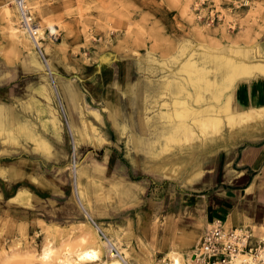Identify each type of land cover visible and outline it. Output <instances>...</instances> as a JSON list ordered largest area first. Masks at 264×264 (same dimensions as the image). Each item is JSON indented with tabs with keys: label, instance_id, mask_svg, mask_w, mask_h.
<instances>
[{
	"label": "rangeland",
	"instance_id": "rangeland-1",
	"mask_svg": "<svg viewBox=\"0 0 264 264\" xmlns=\"http://www.w3.org/2000/svg\"><path fill=\"white\" fill-rule=\"evenodd\" d=\"M196 1L27 0L36 28L42 30L36 42L20 28L12 0H0V264H88L77 261L74 252L95 248L97 238L111 239L130 264H150L152 259L160 264L194 231L196 244L180 251L193 255L199 249L213 222L190 189L207 181L222 155L264 142V119L251 126H223L219 135L206 140L185 143L175 136L156 143L157 130L179 119L172 101L165 110L170 117L161 118L153 100L163 75L179 81L192 74L182 68L188 59L200 65L221 54L264 64V0H207L194 14ZM181 45L186 46L182 56ZM247 51L248 59L241 55ZM32 53L51 68L35 65ZM106 54L138 67L130 113L123 101L106 99ZM255 74L259 76L237 78L223 91L225 97L244 83L264 79ZM67 83L78 94L76 106L62 88ZM47 84L53 92L50 101H42L37 91ZM188 90L194 93L191 85ZM113 93L126 96L115 88ZM180 98L194 107L204 104ZM114 104L121 105L123 118L112 110ZM83 125L86 140L79 135ZM136 137L155 147L150 152L135 145ZM42 139L51 146L43 152L38 146ZM262 169L253 199L256 213L237 226L257 239L264 238L258 232L264 231ZM92 229L99 230L97 237ZM46 248L52 252L45 261L41 254ZM105 250V261L116 259Z\"/></svg>",
	"mask_w": 264,
	"mask_h": 264
},
{
	"label": "bare ground",
	"instance_id": "bare-ground-1",
	"mask_svg": "<svg viewBox=\"0 0 264 264\" xmlns=\"http://www.w3.org/2000/svg\"><path fill=\"white\" fill-rule=\"evenodd\" d=\"M8 16H10V15H8ZM13 31H14V36H15L16 40H20L22 38V36L18 33V30L16 28H12V32ZM40 31H42V30L39 29V27H38V29H36V33L40 32ZM127 33H126V35H127ZM35 41H36V39H35ZM185 50H186V46L181 45V47H180L181 56L185 53ZM248 53H250V52H248V51L245 53L243 52V53H241V55L244 56V58L248 59L249 58ZM31 55L35 57L33 59H34L35 65H37L38 67H41V68L44 67V69H46V70L51 68L50 64H48V63L45 64L44 61L40 62L37 54L32 53ZM252 55H253V53H252ZM189 58H191V57H189ZM204 58H206V57L203 56V59ZM187 59H188V57H187ZM204 60H203V62H204ZM200 63H202V62H200ZM182 68H188L189 70L191 69V73L193 74V77H190V75H192V74H190L189 77H188V75L186 76L188 78L185 77L186 80L174 81V79H172V77L170 75H163L162 76L163 80H162L161 84L158 86L159 91L157 92V98L153 100L154 104L155 105L158 104V108L162 110L160 113L161 118H169L170 117V115H167L168 112H165V110L168 108L167 107L168 106L167 101L168 100L172 101L171 104L174 105L175 118L179 119L177 121L170 122L169 125L160 124L163 126H161L157 130L158 136L156 138V140H157L156 143H160V140H159L160 138H163V139L165 138V140L168 142V141L174 139L175 136L182 137L185 140V143L186 142L189 143V141H192L195 139L197 141V137H203L206 140L207 138H212L214 136L219 135L223 126H229L231 128H233V127L235 128L237 126L243 127L244 125H247V124L250 125L251 122H259L262 119H264V107L253 108L252 106L248 105L247 100L245 99V95H243L244 97L241 98L242 93H243L241 86L235 93V95H237V101L235 100V95L233 96V100H232V95H230L228 93V94H226V97H225V92H223V91H227V90L229 91L231 89V87L233 86V82H235L237 80V78H239L241 76H246V75H250V74L254 73V77H255V76H259L255 73L264 74V64H261V63L252 64L249 62L248 63H246V62L242 63L240 61L233 59L232 57L221 55V54H216V55H211V56L207 57L206 62H204L203 64H200V65L195 64L190 59H188L186 62H184V64H182ZM188 69H187V71L189 72ZM188 85H191V87L193 88V92H194L193 94H191L190 91L188 90ZM258 89H259V87L257 88V90ZM37 92L39 93V95L41 97L40 99H42V101L43 100L44 101H47V100L50 101L49 93L51 95L53 90L50 87V85L47 84L44 88L39 89ZM206 92H207V94H206ZM180 97L187 98V100L189 99L194 103L204 102V104L198 105L197 107H194L192 105V103L189 104L186 101L185 102L180 101V99H181ZM224 97L226 98L225 101L223 100ZM230 100H232V104H231ZM159 102L160 103L162 102V104H160ZM138 107H140V104ZM176 107H177V109H175ZM1 112H2V110H0V113ZM178 113H179V115H178ZM51 114L57 120L56 113L53 110H51ZM96 117H97V114H96ZM187 119L189 121H187ZM4 122H5V120H4ZM51 122H53V121H51ZM0 124H3V123H1V120H0ZM17 126L19 128H22V125L20 126L18 123H17ZM58 127H59V123H58ZM248 128H250V127H248ZM22 129L24 130V128H22ZM58 130L59 129L56 128L57 137H59L58 136L59 135ZM231 130H229V131L231 132ZM233 131L234 130H232V132ZM238 132H240V131H238ZM244 133H245V131H244ZM79 135L81 136V138H84L85 136L87 137L86 128L84 125H83V129L81 131H79ZM239 136H241V134ZM230 138H232V137H230ZM40 139H41V137H40ZM220 139H221V137H220ZM91 140L92 139H89V141H91ZM176 140H178L179 144L182 142V140L180 138L179 139L177 138ZM180 140H181V142H180ZM199 140L200 139H198V141ZM149 142H148V145L146 146L145 143H143V140L141 138L136 137L134 144L139 146V147L140 146H144V147L146 146L147 151L151 152V149L154 148L155 146ZM76 144H77V140H75L74 146H76ZM166 145L167 144H165V146ZM38 146L37 147L39 149H41L42 152L47 150V149H50L49 144H47L43 139L40 140V142L38 143ZM208 147H209V144H208ZM170 165H173V164H170ZM182 165H183V163H182ZM168 168H170V167H168ZM174 169L177 170V168H174ZM168 170H170V169H168ZM176 172L177 171H175V173ZM178 172H179V169H178ZM173 174L171 173V177L174 176ZM77 188H78V183H77ZM75 197H77V200L81 199L82 193L80 192V190L77 189V191H75ZM97 231H99V230L95 229V231L93 232V229H92V232L95 235H96ZM97 235H96V237H97ZM110 240L100 241V239L97 238V244H96L95 248L76 250L74 253L76 255L77 261L85 262L88 264H130V262L126 258V253H124L123 250H120V248L118 246H116L114 244V242H112ZM105 248H109V253H110V254L108 253L109 256L115 257L116 259L105 261L103 258V254L105 253L104 251H106ZM190 248H192L191 244L186 246L185 250L190 249ZM112 250H115L116 253L112 252ZM180 250L181 249H179V251ZM179 251L177 252V251L170 250L167 253L166 258L162 259L159 263L160 264H187L189 262L192 254L186 255V254H183L181 251L180 252ZM51 252L52 251L50 248L44 249L42 254H41V257L43 258V260L45 259V261H46L50 257ZM150 264H156L154 259L151 260Z\"/></svg>",
	"mask_w": 264,
	"mask_h": 264
},
{
	"label": "crops",
	"instance_id": "crops-1",
	"mask_svg": "<svg viewBox=\"0 0 264 264\" xmlns=\"http://www.w3.org/2000/svg\"><path fill=\"white\" fill-rule=\"evenodd\" d=\"M112 60L114 62L109 65ZM139 80L138 67L133 66L125 58L119 60L106 54V99L109 98L111 101V97H113L115 103L123 101L124 108L130 113L132 108L130 97ZM240 86L244 87L245 99L249 106L253 108L264 107V79H253ZM62 88L68 94L73 105L76 106L78 94L73 85L67 83ZM114 88L126 96L115 95L113 93ZM233 96L234 92H232V100ZM120 107L121 105L118 107L114 104L112 110L115 114L118 112V117L123 118L126 114ZM52 134L54 135V133ZM262 167H264V142H259L257 145H246L237 150L235 154L222 155L217 161L215 172L209 175L207 181L190 189L192 196L200 199L201 205L203 204L205 207L211 222L223 221L227 230L237 228L249 218L247 214L256 213L257 202L253 203V199L256 190L259 191L260 178L258 174ZM39 190L41 193L44 192L41 187ZM192 210L194 211L195 208ZM258 232L264 234V231ZM256 234L258 233L256 232ZM254 240L258 239L254 237ZM194 241H197L195 231L182 240L179 249H186L189 244L193 247L196 244ZM169 249L175 248L170 246Z\"/></svg>",
	"mask_w": 264,
	"mask_h": 264
},
{
	"label": "built area",
	"instance_id": "built-area-1",
	"mask_svg": "<svg viewBox=\"0 0 264 264\" xmlns=\"http://www.w3.org/2000/svg\"><path fill=\"white\" fill-rule=\"evenodd\" d=\"M207 0H197L192 11L197 14ZM19 15L20 28L36 39V25L27 0H12ZM187 264H264V238L254 240L253 234L243 228L226 230L221 221H214Z\"/></svg>",
	"mask_w": 264,
	"mask_h": 264
}]
</instances>
